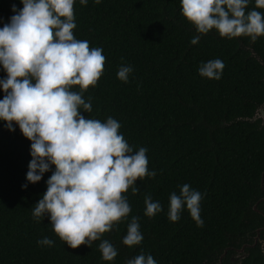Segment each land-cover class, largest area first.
I'll return each mask as SVG.
<instances>
[{"label": "trees", "instance_id": "obj_1", "mask_svg": "<svg viewBox=\"0 0 264 264\" xmlns=\"http://www.w3.org/2000/svg\"><path fill=\"white\" fill-rule=\"evenodd\" d=\"M22 7L21 0H0V28ZM251 10L264 14L255 0L246 14ZM74 15V36L106 57L97 85L82 93L92 111L81 108V115L116 119L133 152L147 149L148 170L156 175L138 180V193L124 194L132 209L124 221L91 247L72 249L47 215L39 222L32 215L55 166L29 183L31 142L18 125L9 131L0 120V264H127L141 254L156 264H264L259 245L230 260L264 226L253 208L258 203L261 211L264 197V119L257 114L264 104V36L253 43L215 29L200 34L181 14L180 0H75ZM195 36L200 39L193 45ZM215 59L224 64L221 78L200 76V66ZM122 65L133 68L127 83L117 78ZM6 77L0 66V80ZM4 95L0 90V99ZM184 184L202 194V227L186 206L178 221L168 218L169 196ZM146 195L162 206L153 217L145 215ZM134 216L143 240L128 247L122 241ZM44 237L53 245L39 244ZM103 240L117 250L112 261L102 259Z\"/></svg>", "mask_w": 264, "mask_h": 264}, {"label": "clouds", "instance_id": "obj_2", "mask_svg": "<svg viewBox=\"0 0 264 264\" xmlns=\"http://www.w3.org/2000/svg\"><path fill=\"white\" fill-rule=\"evenodd\" d=\"M88 0H80L86 5ZM99 3L100 0H95ZM23 5L10 22L0 28V66L7 73L0 80V120L9 131L18 125L31 142L26 180L35 184L50 166L55 171L47 180V190L35 204L33 217L39 222L45 215L54 233L68 247H91L103 234L124 221L132 211L127 197L129 189L145 177H155L148 170L147 149L133 152L120 134V123L85 118L92 105L82 93L95 87L103 75L106 57L101 48H91L87 40H78L75 0H21ZM249 0H180L181 14L200 34L215 29L221 37H250L254 43L264 36V14L251 10ZM264 9V0H255ZM13 12H16L13 6ZM195 36L191 44L199 42ZM224 68L221 60H210L199 68V75L219 80ZM133 68L122 65L117 78L127 83ZM79 86L80 91L71 90ZM22 187H27L23 185ZM202 194L190 185L180 187L179 195L169 196L168 218L180 219L186 206L198 227ZM145 215L153 217L162 210L150 195L144 199ZM137 217H132L122 243L128 247L143 240ZM52 246L47 237L38 241ZM102 259L112 261L116 248L108 241L99 244ZM127 264H156L151 255H138Z\"/></svg>", "mask_w": 264, "mask_h": 264}, {"label": "flooded vegetation", "instance_id": "obj_3", "mask_svg": "<svg viewBox=\"0 0 264 264\" xmlns=\"http://www.w3.org/2000/svg\"><path fill=\"white\" fill-rule=\"evenodd\" d=\"M263 111H264V107H263ZM257 114H258V116L260 115L259 117H260L261 119H264V115L261 117L260 108H259ZM263 114H264V113H263ZM261 189L264 191V188H261ZM260 200L262 201V204H263V208H262V210L260 211L259 209H258V210L256 209V205H257L258 203H257L253 208H254V210H256L258 213H260L261 216L264 218V197H262ZM260 200H259V201H260ZM259 201H258V202H259ZM261 231L264 232V226L261 227L260 229H257V230H256V235H255V237H252V244L245 243V244H243L242 248H240V249H235V250L233 251V255L230 257L231 262H236V261L242 259V258L245 256V254H244L245 249H248V248H250V247H255V246H257V245H259L260 250L264 253V238H261V237H260V232H261Z\"/></svg>", "mask_w": 264, "mask_h": 264}, {"label": "water", "instance_id": "obj_4", "mask_svg": "<svg viewBox=\"0 0 264 264\" xmlns=\"http://www.w3.org/2000/svg\"><path fill=\"white\" fill-rule=\"evenodd\" d=\"M263 107H264V104L260 107V113H261V117L264 115V111H263ZM260 116V115H259ZM255 119V118H254ZM263 182V181H262Z\"/></svg>", "mask_w": 264, "mask_h": 264}]
</instances>
